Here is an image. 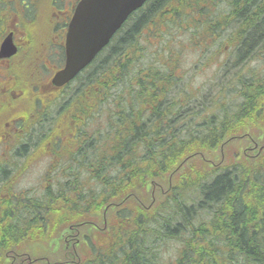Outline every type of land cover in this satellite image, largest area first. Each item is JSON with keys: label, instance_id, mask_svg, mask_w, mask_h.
Segmentation results:
<instances>
[{"label": "trees", "instance_id": "16d2710c", "mask_svg": "<svg viewBox=\"0 0 264 264\" xmlns=\"http://www.w3.org/2000/svg\"><path fill=\"white\" fill-rule=\"evenodd\" d=\"M181 23L215 50L209 82L187 77L170 43L152 46ZM77 85L78 196L58 182L5 205L4 249L30 240L43 256L107 207V230L78 236L79 264H264V151L248 150L264 140V0H148ZM101 107L105 126L89 127Z\"/></svg>", "mask_w": 264, "mask_h": 264}, {"label": "flooded vegetation", "instance_id": "af4514ba", "mask_svg": "<svg viewBox=\"0 0 264 264\" xmlns=\"http://www.w3.org/2000/svg\"><path fill=\"white\" fill-rule=\"evenodd\" d=\"M79 1L0 3H4L0 44L9 37L14 46L11 56L0 58V229L2 217L10 223L14 218L5 205L16 206L17 211L20 197L31 199L36 191L47 190L48 184L56 189L62 182L78 196V177L72 176L78 175V76L63 87L53 86L51 78L64 67L65 38ZM41 164L45 173L40 186L20 188L24 176ZM108 210L94 224L98 232L107 230L114 208ZM87 226L77 224L63 235V231L55 233L57 240L42 247L45 255L40 257L34 256L30 240L24 246L12 243L4 249L0 232V264H66L72 258L79 264L78 236ZM12 232L16 236L14 229Z\"/></svg>", "mask_w": 264, "mask_h": 264}, {"label": "water", "instance_id": "95a60500", "mask_svg": "<svg viewBox=\"0 0 264 264\" xmlns=\"http://www.w3.org/2000/svg\"><path fill=\"white\" fill-rule=\"evenodd\" d=\"M147 0H80L66 36L65 67L52 83L62 86L72 80L108 44L127 18ZM14 53L9 38L0 45V57Z\"/></svg>", "mask_w": 264, "mask_h": 264}, {"label": "rangeland", "instance_id": "374dc122", "mask_svg": "<svg viewBox=\"0 0 264 264\" xmlns=\"http://www.w3.org/2000/svg\"><path fill=\"white\" fill-rule=\"evenodd\" d=\"M222 8L218 9L219 11ZM225 8L222 9L221 13L225 12ZM179 28L178 26H171L169 27L168 31L163 34V37H158L156 39H150L152 46H159L164 47L168 43H170V47L172 49L178 50V58L180 62V68L182 69V72L187 76L191 77L194 83L196 84H204L206 82H209L211 77L213 76V69L214 67H211L214 65L215 61L212 59H209L211 57L210 53H213L215 50L211 49V46L205 51L204 49L201 48L200 51H198L195 46H193L192 39L193 33L191 31H188L190 28L189 24L181 23ZM178 30V31H177ZM184 30V31H182ZM219 41V39H218ZM224 41H221V43ZM223 45V43L221 44ZM181 48V50H179ZM221 49H223L220 60L224 59L225 57H228V55L231 56V53L233 52L232 49H229L228 44L221 46ZM217 50V49H216ZM210 60H212L210 62ZM206 62V63H205ZM254 60L251 62L250 66H257V63H253ZM78 95V93L76 92ZM104 107H101V111L98 112L100 115L98 116V119L96 118L95 121H93L89 127H95L96 123L99 121V117L101 118V128H103L104 125V120H105V112L103 111ZM224 158V157H223ZM89 158H86L84 161L87 163V160ZM225 161L230 162L231 161V155L229 158L225 159ZM44 164L38 165L37 168H35L31 173L26 174L24 178L22 179L23 182H26L28 185L25 188L29 187H38L40 186V183L42 181L43 175H44V169L43 166ZM21 181V182H22ZM21 184V183H20ZM20 187V186H19ZM21 188V187H20ZM154 195V193L152 194ZM156 195V194H155ZM145 205L147 203L145 202ZM20 221L22 222V216H19V223L17 224L20 225ZM174 246V245H173ZM173 247H171L172 249Z\"/></svg>", "mask_w": 264, "mask_h": 264}, {"label": "clouds", "instance_id": "9594fccd", "mask_svg": "<svg viewBox=\"0 0 264 264\" xmlns=\"http://www.w3.org/2000/svg\"><path fill=\"white\" fill-rule=\"evenodd\" d=\"M27 186H28V185L26 184V182H23V181H22L21 184H20V187H21V188H24V187H27Z\"/></svg>", "mask_w": 264, "mask_h": 264}]
</instances>
